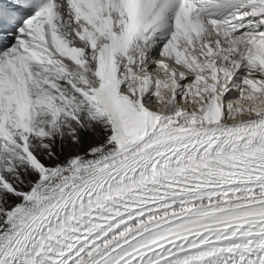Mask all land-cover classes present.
Returning a JSON list of instances; mask_svg holds the SVG:
<instances>
[{
  "label": "snow or ice",
  "instance_id": "obj_1",
  "mask_svg": "<svg viewBox=\"0 0 264 264\" xmlns=\"http://www.w3.org/2000/svg\"><path fill=\"white\" fill-rule=\"evenodd\" d=\"M0 264H264V0H0Z\"/></svg>",
  "mask_w": 264,
  "mask_h": 264
}]
</instances>
